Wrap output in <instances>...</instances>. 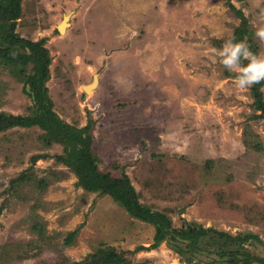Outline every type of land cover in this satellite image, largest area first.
Masks as SVG:
<instances>
[{
    "label": "rangeland",
    "instance_id": "1",
    "mask_svg": "<svg viewBox=\"0 0 264 264\" xmlns=\"http://www.w3.org/2000/svg\"><path fill=\"white\" fill-rule=\"evenodd\" d=\"M240 12L245 36L264 51L254 37L264 0H22L17 32L46 39L54 110L79 127L95 120L102 171L126 173L140 201L178 228L198 223L261 242L188 258L167 242L139 251L153 242L152 224L80 186L56 158L63 146L48 147L40 127H12L0 132V264H74L104 247L124 264H264V118L253 87L238 90L211 51L234 38ZM24 83L0 64V113L33 112Z\"/></svg>",
    "mask_w": 264,
    "mask_h": 264
},
{
    "label": "trees",
    "instance_id": "2",
    "mask_svg": "<svg viewBox=\"0 0 264 264\" xmlns=\"http://www.w3.org/2000/svg\"><path fill=\"white\" fill-rule=\"evenodd\" d=\"M21 15L22 0H0V64H6L13 73L24 80V90L34 103L33 112L26 115L1 112L0 132L12 127L38 126L43 131L42 139L48 147L54 143L61 144L63 153L56 155V158L74 171L80 186L99 195H109L131 216L155 227L153 242L149 246L138 247L139 251L157 249L162 243L167 242L177 253L188 258L189 253L214 249L220 253L223 251L221 245L225 243L241 245L252 240L261 242L259 236L253 233L233 236L198 223H188L178 228L165 212L154 210L140 201L138 192L126 173L117 177L111 171H102L100 157L94 150L95 120L90 117L85 126L79 127L63 121L54 110V103L46 84L51 78L52 63L50 51L45 46L46 39L33 41L21 36L17 32ZM238 16L242 18L243 23L234 35L236 41L242 40L246 34L251 36L252 33L248 29L247 18L241 12ZM249 38L251 39L248 40V44L256 53L252 37ZM29 64H32L31 72L27 70ZM261 87L262 83L253 86V94L255 107L261 112L259 116L264 118V93L259 90ZM78 232L79 228L69 233L66 244H71ZM246 253L247 260L256 258L249 252ZM259 260L264 263V259ZM192 261L190 260V263ZM124 263H126L124 255L116 248L104 247L91 254L87 260L74 264Z\"/></svg>",
    "mask_w": 264,
    "mask_h": 264
},
{
    "label": "clouds",
    "instance_id": "3",
    "mask_svg": "<svg viewBox=\"0 0 264 264\" xmlns=\"http://www.w3.org/2000/svg\"><path fill=\"white\" fill-rule=\"evenodd\" d=\"M254 37L264 43V27H258ZM247 40V36L239 41L232 38L225 40L220 48L211 49L214 57L219 58L220 64L235 74L233 83L241 91L264 82V51L254 53ZM259 90L264 92V87Z\"/></svg>",
    "mask_w": 264,
    "mask_h": 264
},
{
    "label": "water",
    "instance_id": "4",
    "mask_svg": "<svg viewBox=\"0 0 264 264\" xmlns=\"http://www.w3.org/2000/svg\"><path fill=\"white\" fill-rule=\"evenodd\" d=\"M68 18H69L68 16H65L62 24L60 26H58V29H59V31L61 33L65 29L66 19H68ZM69 25H70V23H69ZM98 83H99V77H98V75H95L93 82L92 83H89V84H87V85L84 86L85 91L88 93L87 87H91L93 85H96L97 86Z\"/></svg>",
    "mask_w": 264,
    "mask_h": 264
},
{
    "label": "bare ground",
    "instance_id": "5",
    "mask_svg": "<svg viewBox=\"0 0 264 264\" xmlns=\"http://www.w3.org/2000/svg\"><path fill=\"white\" fill-rule=\"evenodd\" d=\"M66 16H68L69 17V15H66ZM69 19V18H68ZM64 20V19H63ZM67 20V19H66ZM63 22V21H62ZM62 22H61V24H62ZM67 24H69L67 21H66V23H65V27L67 26ZM65 31V29L62 31V32H64ZM93 88H94V85L93 86H91V87H87V90H88V93H91L92 91H93Z\"/></svg>",
    "mask_w": 264,
    "mask_h": 264
}]
</instances>
